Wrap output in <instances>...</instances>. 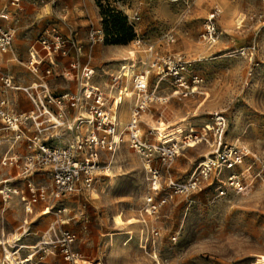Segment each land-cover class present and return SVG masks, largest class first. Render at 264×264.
I'll return each mask as SVG.
<instances>
[{"label":"rangeland","instance_id":"1","mask_svg":"<svg viewBox=\"0 0 264 264\" xmlns=\"http://www.w3.org/2000/svg\"><path fill=\"white\" fill-rule=\"evenodd\" d=\"M22 1L25 10L0 0V12L5 6L3 12L8 16L0 19V26L14 33L10 48L0 55V65L10 70L16 84L36 80L34 83H45L52 94L78 92L82 67L88 66L94 71L93 78L105 79L99 87L106 93L108 109L113 110L118 89L125 87L127 94L113 100L118 103L116 126L123 132L113 156L115 168L100 175L90 189L31 204L29 216L22 209L21 222L14 230L28 219L30 232L24 242L28 246L47 242L54 231L66 228L76 237V249L91 264H264V25L251 17L260 8V0ZM215 5L220 9L216 17L220 34L207 42L201 37L202 24ZM108 9L126 15L134 32L128 43H105L103 12ZM135 13L138 19L133 17ZM22 17L32 18L39 29L26 44L24 39L30 36L17 37L13 25ZM98 27L104 38L93 42L89 32ZM46 28L77 41L80 49L70 47L56 56L61 60L57 66L48 63L38 44ZM21 49L25 58L19 56ZM30 52L37 59L44 58L37 72L28 68ZM165 54L182 56L185 80L197 75L202 81L194 92L184 95L171 71L148 73L154 99L139 113V132L154 147L169 140L178 145L172 158L162 159L156 151L151 155V166L159 169L162 186L165 188L163 181L168 177L185 180L218 145L224 152L237 151L242 157L234 168H222L201 179L196 189L171 194L155 216L140 218L139 209L149 192V174L142 156L130 147L125 127L135 100L132 76L148 69L156 55ZM125 71H129L128 78ZM217 114L223 119L218 129ZM67 134L58 143L49 134L44 138L51 145L62 146L72 137ZM107 155L103 152L102 158ZM7 167L0 164V178L8 175ZM19 172L20 168L11 181L18 188H26L28 180L47 179L37 172L28 177ZM230 175L240 180L242 191L230 183ZM13 199L3 202L0 194V228L7 225L6 213ZM19 204L23 208L22 201ZM61 207L65 210L56 213ZM151 228L158 234L152 236ZM61 257L56 250H47L37 264H64Z\"/></svg>","mask_w":264,"mask_h":264},{"label":"built area","instance_id":"2","mask_svg":"<svg viewBox=\"0 0 264 264\" xmlns=\"http://www.w3.org/2000/svg\"><path fill=\"white\" fill-rule=\"evenodd\" d=\"M8 2L19 10L26 8L22 0H8ZM219 10L215 5L203 21L201 37L207 42L215 41L219 37L220 32L216 24ZM7 17L2 10L0 19ZM133 17L138 19L136 13ZM251 17L261 26L264 25V0H260V8ZM13 36L14 33L10 28L0 26V55L10 48L14 40ZM89 38L93 42L102 41L104 38L102 28H92ZM38 44L45 56L50 59L59 54H65L70 47L80 49L77 41L48 28L39 35ZM151 49L150 44L148 50ZM41 61L42 59L36 58L34 52H30L28 68L37 72ZM185 63L180 54L156 55L151 60L148 69L132 76L135 100L125 127L130 147L142 156L149 174V192L145 195L143 205L139 209L140 218L155 216L171 194L188 193L198 187L201 179L209 177L214 171H220L222 168L232 169L241 161V153L233 150H229L228 153L224 152L218 145L210 155L198 162L185 180L175 181L168 177L163 181L165 188L162 186L159 169L151 166V155L156 151L162 159L172 158L177 154L178 145L176 142H170L171 140L162 141L156 147L147 144L139 132L137 118L147 102L154 99V93L149 91V79H147L151 70L156 69L157 74H161L166 68L176 77L178 86L184 89L182 92L184 95L194 92L202 79L197 75H192L189 82L185 80ZM71 65L73 66L74 63L72 62ZM93 72V69L88 66L82 67V81L78 92L67 91L59 95L52 94L47 85L42 82L23 87L16 86L12 75L0 66V91L6 93L10 89H22L34 105V109L30 112L16 113L8 108V99L0 98V132L5 135L10 133L7 138L10 145L22 139L27 143V152L22 158L5 152L0 158V164L11 166L21 159L20 174L24 177L31 176L38 171L47 176V180L38 184L31 180L28 181L26 190L11 189L4 185L0 188V194L4 199L8 198L9 193H18L26 212L31 210V204L39 200L53 201L66 194L92 188L100 175L109 174L108 172L116 166L113 156L123 139V132L116 126L117 108L108 109L105 91L91 82ZM46 73H49L48 68ZM113 78L117 80L118 76ZM122 93L127 95L125 87L118 89V94L122 95ZM173 93L178 92L174 90ZM70 109H82L85 114H76L68 119ZM215 117V125L218 129L223 119L218 114ZM31 123L36 129L33 134L27 132V126ZM46 132L53 134L54 137L60 136L62 132H70L72 137L66 145L54 146L45 140ZM103 152L108 153L105 159L102 158ZM228 179L236 190L242 191L243 186L235 175L228 176ZM160 189L166 191L158 193ZM150 233L155 236L158 230L151 228ZM75 241L76 237L72 232L66 228H60L54 231L47 242L44 240L36 243L33 248L34 252L20 256L19 252L23 247L21 235L9 240L2 235L0 237V264H34V254L41 259L47 250H56L65 264H85V256L76 249Z\"/></svg>","mask_w":264,"mask_h":264},{"label":"crops","instance_id":"3","mask_svg":"<svg viewBox=\"0 0 264 264\" xmlns=\"http://www.w3.org/2000/svg\"><path fill=\"white\" fill-rule=\"evenodd\" d=\"M10 6H12V5H10ZM4 8H5V6L3 8H1V9L3 10ZM16 21L17 22H15L13 25H14V28H15L14 31H16L17 37H20V35H23L24 38L27 37V36H30V38H25L24 39L25 44L27 42L26 40L33 39V38L36 37V33H37V31L39 29L35 28V25H34V22H33L32 18L22 17V18H17ZM13 38H14V36H13ZM19 56L22 57V58H25L26 57L25 50L23 51L21 49V51H19ZM101 56L102 55H100V57ZM105 56H107V55H104V57ZM40 59H44V58H40ZM56 59L57 58L55 56L54 58H51V59L49 58L47 61L49 63V60H50L53 63V66H57L58 65L57 62H61V60L57 59L58 61L54 62L53 60H56ZM72 61L69 60V64L70 65H71ZM2 69H4L10 75H12L10 70H8V69H6L4 67H2ZM13 76L14 75H12V78H13ZM25 79L26 78L24 77L22 80L25 81ZM35 81H32L30 83H26V84H16L15 81H14V78H13V83L15 85L19 86V87L29 86L31 83L33 84ZM104 82H105V79L102 76L101 77L96 76L95 78H93V83H95V85L97 84L98 86L102 87V86H104ZM115 96L116 95H114V97ZM2 97H5L6 99H8V101H9L8 108H11L13 111H16V113H22V112L23 113H27V112H30L31 110L34 109L33 103L30 101L28 96L25 93H23L21 90H18V89H16V90H7L6 93H3V92L0 91V98H2ZM30 102L32 104L31 108H29ZM76 114L77 115H80V114L82 115V114H85V111H83L82 109H78V110L77 109L76 110L70 109L68 111V119H69V117L74 116ZM34 130H36V129L33 128L32 125L28 124L27 132L29 134H33ZM47 134H49V135L54 137L53 134H50V133L46 132V135ZM9 135H10V133L8 135L7 134L5 135V134L0 132V158L3 156V154L5 152H8L9 154H13V155H16V156H19V157L22 158L23 154H25L27 152V148H26L27 143H26V141L24 139H22V140H20V141H18L16 143H14L13 145H10L9 140H6V138H8ZM66 135H68L67 132H62L60 134V136L56 137L58 141L56 140L55 142L58 143ZM66 144H63L62 146L66 145ZM20 164H21V159H19L18 162L15 163L14 165H11V166L7 167L8 169L6 170V174H8V175L0 178V188L2 187V185H4L5 187H9L11 189L14 188V189L20 190L21 187L18 188L16 185H14V183L11 182L12 179L15 176H17V170L20 168V166H21ZM10 171H12L13 173H16V174L13 175V174H11ZM37 173H39L44 178H47L45 173H43V172H37ZM18 175H20V172L18 173ZM28 181H30V180H28ZM32 182L38 184V183H40L42 181H39V182L32 181ZM23 189L26 190L25 187H23ZM3 196H4V194H3ZM14 196H16V197H14ZM13 197H14V199H13ZM1 199H2L3 202H6L7 200H10V199H13V200L11 202H9V205H11L10 206L11 208L6 213V217H8L9 219L6 220L7 225L6 226L3 225L0 228V237L3 235L5 238H7L9 240V239H11L13 237H16V236L20 237V235H21V243L23 244V247L21 248V250L19 252L20 256H26V255L34 252L33 248H34L35 244H32L31 246H28V244L26 242H24L25 236L28 235L29 232H30L29 231V225H28V222H27L28 219L24 218V220L22 221L21 228L18 231L14 230L16 228V226H18V224L21 222V219H22V216H23L22 215V209H23L24 216H29L32 213V211L30 210L29 212H26L25 209H24V205H23V208L21 207V205L19 204V201H21L20 200V195L18 193H9L8 194V198H5V199L1 195ZM6 205L7 204L5 203V205L2 206V210H5V208L7 207ZM46 208L47 207H45L44 209H46ZM42 211H41V213H42ZM33 258H34L33 259L34 264H37L38 262H41V260L38 259L35 254H34ZM85 259H86L85 264H91L90 258L87 257L86 255H85Z\"/></svg>","mask_w":264,"mask_h":264},{"label":"trees","instance_id":"4","mask_svg":"<svg viewBox=\"0 0 264 264\" xmlns=\"http://www.w3.org/2000/svg\"><path fill=\"white\" fill-rule=\"evenodd\" d=\"M103 27L105 43H128L134 36L133 28L127 23L126 15L116 9L103 12Z\"/></svg>","mask_w":264,"mask_h":264},{"label":"bare ground","instance_id":"5","mask_svg":"<svg viewBox=\"0 0 264 264\" xmlns=\"http://www.w3.org/2000/svg\"><path fill=\"white\" fill-rule=\"evenodd\" d=\"M239 18H240V17H239ZM122 67H126V65H121V68H122ZM125 74H127V78H128V77H129V71H128V73H127V71H125ZM127 90H128V89H127ZM116 96H122V95H119V94L117 93ZM114 98H117V97H113L111 106H112L113 108H114V107L117 108L118 103H117L116 101L113 102ZM116 120H117V117H116ZM191 144H192V143H191ZM59 209H61V210H65V208L61 207V208H58V209L56 210V213H58V210H59ZM260 261H261V260L259 259V261H257V262H260Z\"/></svg>","mask_w":264,"mask_h":264}]
</instances>
